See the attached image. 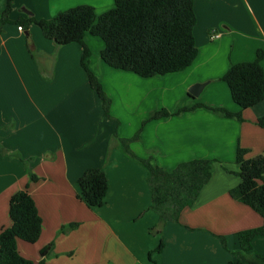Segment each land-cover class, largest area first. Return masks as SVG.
I'll use <instances>...</instances> for the list:
<instances>
[{
  "label": "crops",
  "instance_id": "1",
  "mask_svg": "<svg viewBox=\"0 0 264 264\" xmlns=\"http://www.w3.org/2000/svg\"><path fill=\"white\" fill-rule=\"evenodd\" d=\"M7 0H0V16ZM89 4L98 14L114 0H14L10 19L52 18L71 7ZM198 54L186 69L142 77L109 66L101 58L103 40L87 34L90 64L111 98L110 114L91 88L81 64L78 42L57 45L37 24L28 33L8 23L0 34V232L12 224L10 199L28 187L43 219L35 243L18 239L20 253L34 261L54 242L48 264H227L241 257L238 233L263 224V217L234 199L230 190L241 177L237 149L246 157L264 152V100L243 111V120L206 107L143 125L131 142L135 153L175 168L196 158H212V176L180 222L164 223L150 209L152 195L146 166L127 154L120 138L133 136L155 109L176 112L197 102L240 106L221 78L231 63L252 61L264 50V0H195ZM216 35V36H214ZM214 36V37H213ZM264 68V59L262 61ZM204 84L197 96L189 90ZM103 167L108 181L105 203L91 207L79 197L78 180L89 168ZM39 179L31 181L30 174ZM79 225L66 233L64 225ZM220 236H224L225 246ZM162 251H155L161 242ZM264 257V235L253 251Z\"/></svg>",
  "mask_w": 264,
  "mask_h": 264
},
{
  "label": "trees",
  "instance_id": "2",
  "mask_svg": "<svg viewBox=\"0 0 264 264\" xmlns=\"http://www.w3.org/2000/svg\"><path fill=\"white\" fill-rule=\"evenodd\" d=\"M14 0L7 4L0 16V34L8 23L19 24L27 30L29 50L32 55V40L29 27L37 24L45 37L57 45L78 42L83 47L81 64L87 72L88 81L103 103L105 114L111 117V98L90 64L92 51L87 45V34L99 37L104 46L101 58L109 66L137 73L142 77L161 76L182 71L189 67L198 54L195 38L197 15L195 0H114V6L98 14L94 6L81 4L58 13L52 18H37L31 11L27 17L10 19ZM264 50L257 51L252 61L231 63L222 76L230 88L233 100L240 110L233 112L226 107L210 106L201 102L187 104L176 112L166 108L155 109L143 121L140 129L131 137L120 138L124 151L144 164L148 170V182L152 201L150 209L160 214L162 221L180 222L181 214L193 206L201 189L212 176V158H196L179 163L175 168H166L153 163V157L143 158L133 151L130 144L141 138L142 128L153 119L167 118L186 111L206 107L222 116L243 120V111L264 100ZM192 96V95H191ZM193 97V96H192ZM264 128V116L258 119ZM1 150L4 152L2 145ZM247 150L238 147L235 162L238 170L230 173L241 177V182L230 190V195L250 206L263 217V224L238 233L241 247L238 259L227 264H264V257L253 251V239L264 235V152L254 157H246ZM31 181L39 177L31 173ZM79 197L91 207L105 203L108 181L103 167L87 169L78 180ZM12 224L0 232V264H48L47 257L53 254L54 242L45 245L42 258L34 261L23 256L18 249V239L35 243L41 236L43 219L28 187L14 193L10 199ZM78 222L64 225L63 233L76 228ZM226 246V239L220 236ZM162 241L155 251H162Z\"/></svg>",
  "mask_w": 264,
  "mask_h": 264
},
{
  "label": "water",
  "instance_id": "3",
  "mask_svg": "<svg viewBox=\"0 0 264 264\" xmlns=\"http://www.w3.org/2000/svg\"><path fill=\"white\" fill-rule=\"evenodd\" d=\"M203 85L204 84H195V85H193L190 88V90H189L190 94L193 95V96H197L199 94L201 88L203 87Z\"/></svg>",
  "mask_w": 264,
  "mask_h": 264
},
{
  "label": "rangeland",
  "instance_id": "4",
  "mask_svg": "<svg viewBox=\"0 0 264 264\" xmlns=\"http://www.w3.org/2000/svg\"><path fill=\"white\" fill-rule=\"evenodd\" d=\"M94 38H96L95 40H97V41H98V40H101V38H99V37H94Z\"/></svg>",
  "mask_w": 264,
  "mask_h": 264
},
{
  "label": "built area",
  "instance_id": "5",
  "mask_svg": "<svg viewBox=\"0 0 264 264\" xmlns=\"http://www.w3.org/2000/svg\"><path fill=\"white\" fill-rule=\"evenodd\" d=\"M19 28L22 29V26H19ZM214 36H216V35H214ZM214 36H213V37H214Z\"/></svg>",
  "mask_w": 264,
  "mask_h": 264
}]
</instances>
